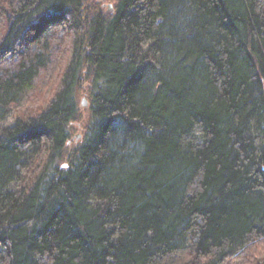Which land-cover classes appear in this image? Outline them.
Listing matches in <instances>:
<instances>
[{
	"label": "trees",
	"instance_id": "1",
	"mask_svg": "<svg viewBox=\"0 0 264 264\" xmlns=\"http://www.w3.org/2000/svg\"><path fill=\"white\" fill-rule=\"evenodd\" d=\"M230 262L264 264V0H0V264Z\"/></svg>",
	"mask_w": 264,
	"mask_h": 264
},
{
	"label": "rangeland",
	"instance_id": "2",
	"mask_svg": "<svg viewBox=\"0 0 264 264\" xmlns=\"http://www.w3.org/2000/svg\"><path fill=\"white\" fill-rule=\"evenodd\" d=\"M108 6H109V4H108ZM39 85H38L39 87L37 88V90H34V93L35 92L37 93L38 90H40V89H41V92L43 91V89L45 87V86H43V82H42V84L40 82ZM43 93H45V92H43ZM84 99L87 100V102H88V99H87V96L86 95H82L81 98H80V100H79L80 108H81V114H80L81 117H80L79 121L75 124V128L73 129V136H72L73 140H72V142H73L74 145H76L77 143H79L81 141V139H82L83 128H84V125L87 122V117H88V113H89L88 112V109H87L88 103H87L86 106H82V102H83ZM40 103H42V102H40ZM40 103H37V104H40ZM27 104L28 103L25 104L26 107L28 106ZM70 144H71V142H70ZM241 263L230 262L229 264H241Z\"/></svg>",
	"mask_w": 264,
	"mask_h": 264
},
{
	"label": "water",
	"instance_id": "3",
	"mask_svg": "<svg viewBox=\"0 0 264 264\" xmlns=\"http://www.w3.org/2000/svg\"><path fill=\"white\" fill-rule=\"evenodd\" d=\"M87 103H88L87 100L84 99L83 102H82V106H86Z\"/></svg>",
	"mask_w": 264,
	"mask_h": 264
}]
</instances>
